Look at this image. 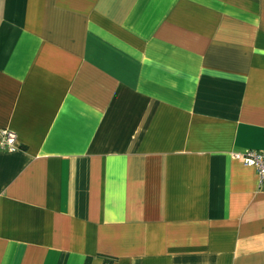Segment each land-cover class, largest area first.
I'll return each mask as SVG.
<instances>
[{
    "label": "crops",
    "instance_id": "0c3cea01",
    "mask_svg": "<svg viewBox=\"0 0 264 264\" xmlns=\"http://www.w3.org/2000/svg\"><path fill=\"white\" fill-rule=\"evenodd\" d=\"M0 264H264V0H0Z\"/></svg>",
    "mask_w": 264,
    "mask_h": 264
},
{
    "label": "built area",
    "instance_id": "2783aa9c",
    "mask_svg": "<svg viewBox=\"0 0 264 264\" xmlns=\"http://www.w3.org/2000/svg\"><path fill=\"white\" fill-rule=\"evenodd\" d=\"M16 145V133L9 128L0 127V149L13 150ZM245 165L253 166L261 183H264V148L246 149L233 152Z\"/></svg>",
    "mask_w": 264,
    "mask_h": 264
}]
</instances>
